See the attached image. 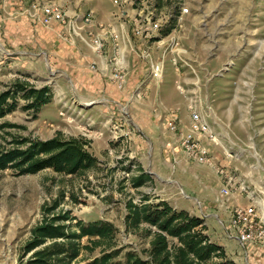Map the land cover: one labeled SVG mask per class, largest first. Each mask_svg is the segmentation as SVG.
<instances>
[{
  "label": "rangeland",
  "instance_id": "rangeland-1",
  "mask_svg": "<svg viewBox=\"0 0 264 264\" xmlns=\"http://www.w3.org/2000/svg\"><path fill=\"white\" fill-rule=\"evenodd\" d=\"M183 1L190 13L172 31V37L165 39L166 48L181 56L167 51L163 79L153 81L152 92L165 96L174 92L182 102L185 99L190 114L191 108L196 109L205 97L207 84L214 78V133L218 141L214 145L221 149L214 147L215 166L235 172L236 179L240 177L235 188L244 181L247 191L264 205V192L257 189L264 188V0ZM166 4L170 9L174 7L168 0ZM4 9L0 2V91L19 79L36 88L48 86L51 97L37 111L25 109V100L17 99L15 108L1 119L15 126L0 131V142L5 144L20 137L46 140L58 132L64 137H83L89 140L87 150L99 163L97 168L75 175L59 174L51 168L21 175L11 168L0 170V264L18 263L31 227L42 219V206L55 199L59 200L56 209H68L77 219L106 220L115 226L114 246L108 250L115 252V261H124L128 252L147 258L145 250L150 236L143 229L147 225L142 224L139 229L125 225V202L130 197L138 202L143 195L149 196L147 200L153 204L164 200L177 211L183 209L205 218L211 235L219 234L239 264H264V249L255 245L243 248L235 238L226 235L214 215L211 198H196L180 189L179 180L186 174L195 179L194 173L200 172L198 167L209 165L182 152L188 171L176 166L177 155L182 151L179 137L183 128L176 110L142 102L151 93L147 61L134 52L126 53L130 62L125 64L126 85L117 89L111 79L109 54L104 51L107 67L89 69L100 75L105 88L113 87L108 91L110 100L106 104L83 101L68 81L67 71H55L47 50L44 53L19 47V32H12L14 24H9L7 18H18L20 22L23 13L20 9H14L15 13ZM160 45L149 47L153 59L160 57ZM167 85L170 86L164 87ZM137 92L142 94L138 96ZM139 100L140 103L135 102ZM91 103L100 105L96 113L100 117L95 120L84 117L93 106ZM155 110L161 112L160 117ZM172 111L180 127L178 132L168 128ZM128 166L133 173L138 166L149 174L151 171L152 181L132 187L131 172L125 169ZM247 202L246 205L249 199ZM221 219L227 221L226 217ZM82 242L87 243L86 238ZM102 247L92 251L81 249L70 264H90L100 256Z\"/></svg>",
  "mask_w": 264,
  "mask_h": 264
},
{
  "label": "trees",
  "instance_id": "trees-1",
  "mask_svg": "<svg viewBox=\"0 0 264 264\" xmlns=\"http://www.w3.org/2000/svg\"><path fill=\"white\" fill-rule=\"evenodd\" d=\"M50 97L48 86L36 88L27 81L14 80L0 91V131L15 126L1 119L15 108L17 99L25 100V109L37 111ZM88 144L89 140L83 137H64L59 132L46 140L11 138L5 144L0 142V170L11 168L17 175L44 168L59 174L84 173L99 163L87 150ZM125 169L131 172L129 179L134 188L152 181V176L140 166L134 173L130 166ZM148 197L143 195L138 202L130 197L125 202L126 227L139 229L142 224L147 225L143 228L150 236L147 258L128 252L124 261H115V252L108 251L114 246L115 226L106 220L77 219L68 209H56L59 200L55 199L42 206V219L31 227L17 264H70L81 249L92 251L102 245L100 256L90 264H236L226 257L221 246L210 241L203 218L183 209L177 211L164 200L153 204ZM83 238L87 243L82 242Z\"/></svg>",
  "mask_w": 264,
  "mask_h": 264
},
{
  "label": "built area",
  "instance_id": "built-area-1",
  "mask_svg": "<svg viewBox=\"0 0 264 264\" xmlns=\"http://www.w3.org/2000/svg\"><path fill=\"white\" fill-rule=\"evenodd\" d=\"M168 1L174 6L172 9L168 7L166 0H113L116 6L113 17L117 21V27L111 23L99 24L95 25L97 30L93 31L83 29L94 23L95 16L91 10L82 13L77 11L70 16L67 9L55 0H19L23 4L20 11L29 17L32 24L46 28L54 24L59 27L67 26L71 34L95 52L103 54L105 51V54H109L111 79L117 89L126 85L125 55L128 51L148 62L150 80H162L164 57L168 50L174 53L170 47L166 48L165 39L172 37V31L182 25L190 13L183 0ZM168 29L170 30L166 33ZM157 44H161L159 48L163 46V49H158L161 50V55L153 59L149 47ZM174 54L181 56L178 52ZM137 94L140 96L142 93ZM191 109L189 125L186 130L180 131L179 146L183 153L197 162L215 167L211 151L203 141L218 144L216 134L202 115L196 109ZM170 116L168 128L178 132L180 127L176 123L177 117L172 113ZM215 168L224 176L225 184L221 187L220 194L226 198L231 187L237 183L236 174L217 166ZM239 188L248 195L250 203L243 207L226 206L228 216L227 221L222 223L223 229L228 237L235 238L243 248L255 245L264 249V205L242 183H239Z\"/></svg>",
  "mask_w": 264,
  "mask_h": 264
},
{
  "label": "crops",
  "instance_id": "crops-1",
  "mask_svg": "<svg viewBox=\"0 0 264 264\" xmlns=\"http://www.w3.org/2000/svg\"><path fill=\"white\" fill-rule=\"evenodd\" d=\"M55 1L62 4L67 9V12L70 16L77 11L82 13L86 10H91L95 16L94 23L92 24L93 26L92 25L85 26L83 29L89 28V30L92 29L93 31H95L97 30L95 25L106 24V23L114 24L117 27V21L113 17V12L116 10V6L114 5L113 0H55ZM0 2L3 3V8H5L4 11L8 10L9 12H14V13L15 10L21 9L23 5L22 3L19 2V0H0ZM20 15H21L20 22L18 21V18H7L9 24H14V26L13 25L11 26L12 32L15 31L19 32V36H20L19 47L21 45L22 48L29 47V48H34L36 50L39 49L40 50L39 52L43 51L44 53L45 50H47V53L51 54L50 57L51 62L55 64L53 65V67H56L54 68L55 71L57 70L67 71L69 78L68 81H70L71 86L75 88L76 94L78 93L77 96L81 98L83 101H88L93 103L99 102L102 104H106L109 102L110 99L107 98V96H110V94L108 93V91H111L110 89L113 90V87L108 85L105 88L104 83L100 78V75L89 69L92 68V65H94L93 68H101L102 66L107 67L105 55L98 54L86 43L77 39L73 34L70 33V30L67 26L59 27L57 24H54L53 26L46 28L40 25L32 24L29 20V17L27 18L25 14H20ZM7 33H9L8 36L11 35V31H8ZM40 47L43 48L40 49ZM33 53L36 55L38 54L37 52H33ZM130 53L131 52L129 51L127 52V54ZM127 62L129 61H127L126 59L125 64H127ZM129 64L130 62L128 63V65ZM153 81L154 80H150V83L148 84L149 91L151 93H149L147 100L142 102H146L147 104H152V103L162 104L164 109L176 110L175 113H177L178 117L180 118V124L183 130H186L189 125L190 117H189V111L186 108L187 105L185 99L182 102L179 96L173 94L174 92H172V95L170 96L167 95L165 96L161 94L155 95L152 92V89H154L155 87L153 86L154 84ZM168 86L170 85L164 87H168ZM81 88L83 89V91L81 90ZM199 91L202 92V89L200 88ZM206 93L207 94L205 95V97L201 99V102L198 103L195 108L202 115L203 119L210 125L211 129L214 131V78L210 80V82L207 84ZM140 101L141 100L135 102L140 103ZM184 102L185 104H182ZM86 105L88 104L85 103V106ZM97 106L100 105L93 104V106L87 109L84 114V117L85 118L88 117L91 120H93V118L95 120L96 118L100 117L96 114L97 111H99L98 110L99 108H97ZM175 106L177 107L174 108ZM134 112L137 114L139 113V111L137 110H135ZM171 113L175 115L173 111ZM171 113L169 115H171ZM156 114L158 118L160 117L158 116V114H161V112L156 111L155 115ZM222 131L223 132L225 131L224 128H222ZM221 139L219 140L221 141L220 143L223 145ZM203 143L205 146H207L210 149L211 154L215 160L216 156L214 155V147H217L218 148L217 150L220 151L221 149H219V146H215L213 143L207 140H204ZM225 150L226 147L223 146L222 151L224 152ZM179 153H181V155H177L178 160L176 166L184 169V172H187L188 166H186L187 164L185 163H187L188 161H186L182 151ZM215 167L206 166V165L199 166L198 168H200V172L194 173L195 179L190 178V176L186 174L182 179L179 180V184H180L179 186L184 193L191 194V196H194L196 198L202 197L205 200L211 198L210 204L211 207H214L213 208L215 212L214 215L219 219L221 223H223L224 221H222L221 217L227 218L228 216L227 208L228 207L231 208L234 206H239V207L245 206L248 203L247 202L248 195L244 196L243 194H241L240 188L238 187L239 189L238 188L236 189L235 185H233L231 187L230 194L226 198L222 196L220 194V189L221 187L224 186L225 180H224V176L223 178H220V176L216 172L217 169ZM238 179H240V177H237V179H235L236 182H240ZM241 183L242 186H245L247 188L244 181H242ZM257 189H260L261 191L264 192L263 187L262 188L258 187ZM258 200L260 203H262L260 199ZM259 202H257V204ZM259 207L261 208V206ZM204 223L207 227L206 233L208 234L210 241L221 246L225 252L226 257L229 260H232L236 264H239L235 260L236 259L235 255L229 252L226 243L219 237V234H217L216 237L215 236L213 237L211 235L205 218H204ZM252 263L255 264L256 261H252Z\"/></svg>",
  "mask_w": 264,
  "mask_h": 264
}]
</instances>
